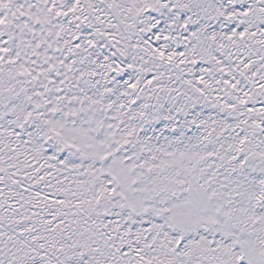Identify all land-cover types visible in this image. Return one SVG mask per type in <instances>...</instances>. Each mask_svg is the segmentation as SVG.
Masks as SVG:
<instances>
[{"label":"snow or ice","instance_id":"6c2138e0","mask_svg":"<svg viewBox=\"0 0 264 264\" xmlns=\"http://www.w3.org/2000/svg\"><path fill=\"white\" fill-rule=\"evenodd\" d=\"M0 264H264V0H0Z\"/></svg>","mask_w":264,"mask_h":264}]
</instances>
